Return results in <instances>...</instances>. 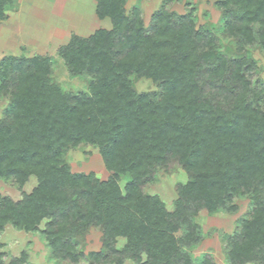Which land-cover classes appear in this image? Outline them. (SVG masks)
<instances>
[{
    "label": "trees",
    "instance_id": "16d2710c",
    "mask_svg": "<svg viewBox=\"0 0 264 264\" xmlns=\"http://www.w3.org/2000/svg\"><path fill=\"white\" fill-rule=\"evenodd\" d=\"M10 2L0 0V18ZM125 2L97 0V14L110 18L111 30L72 36L59 50L69 72L89 74L87 91L53 82L49 57H7L0 64V97L7 94L10 105L0 119V177L18 188L30 176L36 182L18 201L0 196V230L6 223L36 230L48 218L42 231L48 248L71 262L85 258L74 254V240L93 226L102 232V249L87 253L89 264H123L125 258L131 264H215L187 249L199 234L196 210L186 206L233 212L235 199L246 195L250 214L237 225L238 238L226 236V262L260 260L264 85L255 88L262 81L248 74L253 61L223 56L217 27L213 34L192 17L161 8L145 26L139 6L126 12ZM218 3L225 37L240 48L256 42L264 51V0ZM132 74L159 83L160 95L137 92ZM203 84L220 88L222 99ZM80 142L99 147L107 178L70 172L63 155ZM170 161L188 174L175 189L172 212L156 194L144 192ZM125 173L130 180L121 191L118 178ZM117 236L127 240L122 249L113 246Z\"/></svg>",
    "mask_w": 264,
    "mask_h": 264
},
{
    "label": "rangeland",
    "instance_id": "374dc122",
    "mask_svg": "<svg viewBox=\"0 0 264 264\" xmlns=\"http://www.w3.org/2000/svg\"><path fill=\"white\" fill-rule=\"evenodd\" d=\"M218 1L126 0L124 8L128 12L133 5H138L145 26L151 22L153 13L161 8L173 13L177 18L190 19L192 17L195 25L205 26L213 34V27H217L219 32L214 35L218 39L216 43L219 46L218 51L230 61L241 59V57H247L248 60L253 61V67H255L248 74L255 72L252 73V78H258L262 84L254 87H263L261 86L264 85L263 49L256 42L246 44V48H240L242 44L225 37L226 20L223 18L224 13ZM4 15L0 18V64L7 57L22 59H29L33 56L49 57L53 82H56L61 89L71 92L87 91L89 74L69 72L59 50L69 43L72 36L88 37L101 29L111 30L110 18L106 16L102 18L97 14V0H11ZM131 80L137 92L147 93L152 97L159 96L161 93L160 84L150 78L132 74ZM202 88L206 93L209 91L214 98L222 99L223 92L220 88L217 89L207 84H203ZM8 99L7 94L0 97V119L10 113ZM256 101L258 104L262 102L261 99H256ZM63 159L69 166L70 172L92 174L101 180L109 175L103 155L99 147L94 144L80 142L74 146H68ZM168 168L165 171L157 170V180L145 186L144 192L156 194L166 210L172 212L178 198L175 189L178 185L186 183L188 174L172 161L169 162ZM129 180L128 173L119 175L118 185L121 191ZM35 185L33 176H30L21 188H18L12 181L0 177V196H8L18 201L23 193L29 192ZM235 203L236 210L233 212L207 213L201 206L197 208L190 204L186 206L187 212L196 210L193 221L197 224L199 234L195 244L187 245L192 255L205 254L215 264H227L225 250L228 240L226 241V236L232 239L238 238L237 225L243 218L249 217L251 210V202L246 195L236 198ZM49 220L48 218L43 219L37 225L36 230H25L6 223L0 230V262L2 264H89L87 253L102 249V232L99 227L92 226L83 234L80 233L74 240V254L80 252L85 258L77 262L61 259L58 254L48 248L42 233ZM126 241L125 237L117 236L113 246L122 249ZM256 255L261 257L260 260L246 264H264L262 261L264 246L257 249ZM92 264L102 263L93 261ZM123 264H131V261L125 258Z\"/></svg>",
    "mask_w": 264,
    "mask_h": 264
}]
</instances>
